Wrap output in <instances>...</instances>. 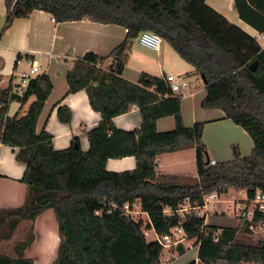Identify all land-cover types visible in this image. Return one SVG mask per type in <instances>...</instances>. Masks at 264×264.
<instances>
[{
  "label": "trees",
  "instance_id": "obj_1",
  "mask_svg": "<svg viewBox=\"0 0 264 264\" xmlns=\"http://www.w3.org/2000/svg\"><path fill=\"white\" fill-rule=\"evenodd\" d=\"M240 17L264 33V0H234ZM6 16L0 35L14 18L43 10L55 21L88 19L126 29L124 39L108 54L86 52L66 72L67 93L85 90L100 122L86 131L87 151L75 137L69 147L55 149L52 135L37 131V120L52 90L45 73L29 78L19 94L12 85L0 89V144L15 148L24 164L21 181L27 191L17 207L0 209V242L10 239L23 220L33 221L52 209L58 245L52 264H162L163 246L148 242L144 229L167 234L180 223L165 208L196 207L203 196L244 189L247 202L264 193V47L257 39L210 7L206 0H4ZM148 30L158 34L194 71L205 77L202 108H219L251 137L253 148L243 156L231 146L232 158L210 163L202 141L204 121L185 126L179 94L170 92L163 76L141 73L137 83L122 76L133 41ZM256 61L252 70L249 65ZM35 99L24 114L9 116L8 104ZM141 113L137 129L124 130L112 118L131 107ZM57 118L71 120L67 105ZM173 116L172 130L158 131L157 119ZM184 147L195 148L196 177L156 171L157 156ZM134 156L135 167L109 171V158ZM138 202L147 220L134 219L121 207ZM205 217L184 212L182 228L194 239L200 264H264V238L243 241L254 224L264 221V210L254 207L247 219L242 211L235 226L208 225ZM34 240L32 227L13 246L14 255L0 253V264H34L25 249ZM183 254L182 243L176 245ZM186 264H195L190 261Z\"/></svg>",
  "mask_w": 264,
  "mask_h": 264
},
{
  "label": "crops",
  "instance_id": "obj_2",
  "mask_svg": "<svg viewBox=\"0 0 264 264\" xmlns=\"http://www.w3.org/2000/svg\"><path fill=\"white\" fill-rule=\"evenodd\" d=\"M206 3L227 20L254 36L258 43L264 47V39L261 37V34L264 33H260L240 17L234 0H206ZM5 16L4 0H0L1 21L5 20ZM2 24H4V21ZM2 24L1 26H3ZM125 32L126 29L120 25L94 22L88 19L53 21L49 13L37 9L31 11L27 17L14 18L0 35V89L9 85H12L15 89L20 81V74L28 72L32 63L36 62L40 66V70L32 74L31 77L45 73L52 83V90L37 120V131L44 128L49 132L52 135V144L55 149L69 147L73 138L76 137L81 150L87 151L89 142L86 131L95 127L100 122L101 116L99 112L91 108L85 90L67 93L66 72L71 67L73 60L81 57L86 52L91 51L102 56L108 54L124 39ZM172 51L175 52L163 39L160 42L159 49L153 50L142 46L135 38L123 68L122 76L134 83L139 81L143 72L154 76L173 74L174 76L184 77L188 82L190 77L196 79L200 76L194 71L193 66L184 60H167L175 57ZM187 65H190L192 69ZM172 69L176 70L175 74L171 71ZM186 88L188 89V86L178 93L181 99L183 123L185 126H192L196 121L205 122L202 141L205 144L209 159L215 161L231 159L232 145H237L243 156L249 155L253 148V142L248 133L240 125L226 118L221 109L201 107V101L205 96L204 84L194 90H186ZM34 99V96H30L24 104L16 100L11 101L7 107V114L9 116L16 113L19 115L24 114ZM62 104L67 105L72 113L71 120L68 123H62L57 118V107ZM141 120L139 109L133 106L129 111L113 117L112 123L117 128L133 130L140 127ZM174 126L173 116L161 117L156 121L158 131L172 130ZM135 164L134 156H124L109 158L105 167L109 171L119 172L131 170L135 167ZM23 171L24 164L15 159V148L0 144V209L17 207L24 202L27 187L21 181ZM156 171L169 175L196 177L195 148H179L157 156ZM231 189L233 188L219 194V201L216 202L231 200L227 199L228 196L232 197L233 192H230ZM222 195L225 198H220ZM248 204L246 202L245 207ZM215 213L221 214L223 211L219 208H213L212 211L205 209L206 224L220 227L233 226L216 223V220L222 216ZM251 214L252 211L249 213L246 210L247 219L251 218ZM142 215H146V220L148 219L146 213H142ZM53 216V210L49 208L42 211L33 221L23 220L22 222L29 221L31 223L34 240L37 236L36 232L45 233L48 230L51 237L54 236L53 239L58 245L56 220L57 237L54 231L44 228L45 225L52 222ZM262 223L264 221H258L254 226L261 228ZM188 240L190 246H195L196 253L197 247L194 244V239H185L182 244L184 245V242ZM33 242L25 249V256L32 258L34 264H48L46 254L44 255L46 258L41 262H37L33 257L27 255V250L32 247ZM0 253L13 256L12 253L1 251Z\"/></svg>",
  "mask_w": 264,
  "mask_h": 264
},
{
  "label": "rangeland",
  "instance_id": "obj_3",
  "mask_svg": "<svg viewBox=\"0 0 264 264\" xmlns=\"http://www.w3.org/2000/svg\"><path fill=\"white\" fill-rule=\"evenodd\" d=\"M3 21H1L0 19V31L2 28L1 24L3 23ZM173 53L175 57L167 60H183L176 52ZM187 66H189L190 68V65ZM171 71L174 74L176 73V70L172 69ZM189 80H190L189 82L186 80L188 89L194 90L195 88L202 87L203 85V81L200 76L196 77V79L190 77ZM188 89L186 88V90ZM183 94H185V92H183ZM230 192H233L231 194L232 197L228 196L227 199H231V200H220V203L217 202L209 203L206 209L209 211H212L213 208L221 209L223 213L221 214L215 213L219 216H222L216 220V223L235 226L239 222L240 216L242 215V211L246 209L247 212L250 213L254 209V204L249 203L248 206L245 207L247 202V197L244 189H240V190L235 189L234 191L233 189H231ZM221 197L225 198V196L223 195L220 196V198ZM238 205L242 209H238ZM139 217H141L142 220L144 221L146 220V215L140 214ZM261 225H262L261 228L259 226L256 227L254 226L250 233L247 232L243 233V235L241 236L243 241L248 243H254L257 239L264 238V233H262V231H264V223H262ZM30 228H31V223L29 221H24V222L21 221L18 224L11 238L1 241L0 251L12 253L14 255V251H13L14 244L17 241L24 239L27 233L29 232ZM44 228L51 229L52 231H54L55 236L57 237L54 216L52 217V222L51 223L49 222L48 225L44 226ZM36 234L37 236L32 244V247H30L27 250V255L33 257L35 261L41 262L43 259L46 258L44 256L46 254L47 255L46 260L48 261V264H50V262L54 259L55 256L57 242H55V240L53 239L54 236L51 237V234L49 233L48 230L45 233L38 231L36 232ZM146 239L148 242L156 240L155 235L152 231H150V233L146 236ZM189 246H190L189 240L184 242V247L186 249L183 254H179L177 252L176 247L174 246L171 247L163 246L161 252L162 264H186L189 261H193V260L195 261V258L197 257V254L195 253V247L191 248ZM221 264H225V263H221ZM240 264H259V263H240Z\"/></svg>",
  "mask_w": 264,
  "mask_h": 264
},
{
  "label": "built area",
  "instance_id": "obj_4",
  "mask_svg": "<svg viewBox=\"0 0 264 264\" xmlns=\"http://www.w3.org/2000/svg\"><path fill=\"white\" fill-rule=\"evenodd\" d=\"M52 20L54 21V18L52 17ZM262 39H264V34H261ZM138 42L149 49L158 50L159 45L161 42V37L156 34L155 32L144 30L139 33ZM40 66L36 64V62H33L31 65V68L28 72H22L20 74V81L18 85L16 86L15 90L17 93L21 94L28 83L29 78L32 74H35L39 72ZM164 80L170 90L173 94H178L180 91L187 86V81L184 77L180 76H174L173 74H166L163 76ZM211 164H214L216 161L214 159L209 160ZM219 201V194L217 192H212L208 195L203 196V203L200 206L191 207L184 205L181 208L178 209H170L165 208L163 212L167 215H171L174 213H177L180 217V223L177 226H174L171 228L170 232L167 234L159 235L155 233V231L151 229H144V234L147 236L150 231H152L155 235L156 241L162 245V246H176L179 243H182L185 239H187L183 228H182V221L184 219V212L192 211L195 215L198 216H206L205 215V209L209 203ZM248 203H253L254 207H257L259 210H264V193L262 192H256L254 198L248 201ZM126 213L132 215L134 219L140 218L139 215L142 213H145L141 210L140 205L138 202L133 203L132 206H130L128 203H124L121 207ZM238 209H242L240 206H238ZM205 222V220H204ZM191 248L195 247L193 245L189 246ZM198 248V246L196 245ZM197 254V249H196ZM195 264H198V258H195Z\"/></svg>",
  "mask_w": 264,
  "mask_h": 264
},
{
  "label": "water",
  "instance_id": "obj_5",
  "mask_svg": "<svg viewBox=\"0 0 264 264\" xmlns=\"http://www.w3.org/2000/svg\"><path fill=\"white\" fill-rule=\"evenodd\" d=\"M249 67H250L252 70H254L255 67H256V61L252 62V63L249 65ZM200 77H201L202 81L205 82V77H204V75L201 74Z\"/></svg>",
  "mask_w": 264,
  "mask_h": 264
}]
</instances>
